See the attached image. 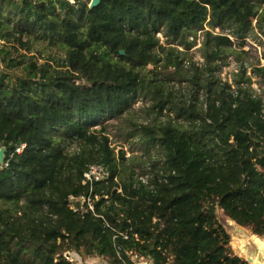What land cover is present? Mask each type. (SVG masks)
<instances>
[{"label":"trees","instance_id":"obj_1","mask_svg":"<svg viewBox=\"0 0 264 264\" xmlns=\"http://www.w3.org/2000/svg\"><path fill=\"white\" fill-rule=\"evenodd\" d=\"M90 1L0 0V264L82 263L67 250L108 264H136L134 254L153 264H249L217 209L264 236V92L255 93L245 67L233 85L222 80L217 61L234 41L213 31L245 39L256 19L264 34V0ZM197 31L202 66L186 67L185 53L158 36L189 49ZM42 47L51 52L39 63L29 53ZM162 61L190 83V101L166 89ZM254 71L264 78V66ZM142 94L155 117L137 134L158 152L148 181L135 178L106 124ZM90 164L110 172L94 187L96 213L128 239L70 207L89 193Z\"/></svg>","mask_w":264,"mask_h":264},{"label":"rangeland","instance_id":"obj_2","mask_svg":"<svg viewBox=\"0 0 264 264\" xmlns=\"http://www.w3.org/2000/svg\"><path fill=\"white\" fill-rule=\"evenodd\" d=\"M256 19L253 21V28L247 34L245 39H237L234 37V43L231 47L226 50L225 56L222 60H218L220 71L219 76L223 81H227L230 84H234L236 79V74L241 67L246 68V74L250 76L251 82L250 86L253 88L255 93L263 94L264 92V78L258 75L254 68L264 66V34L258 30L256 27ZM208 26V25H207ZM209 27H207L208 29ZM222 30V29H221ZM214 31H217L215 29ZM160 42L166 46L176 47L179 51L185 53V66L187 67L190 60H193L197 64L201 65L204 63L205 59L203 57V39L204 34L202 31H197L196 34L193 33L189 37L193 41L191 48L187 49L183 45L177 42H172L163 33H158ZM49 51L41 48V51H34L29 53L30 55H35L39 63L44 62L45 58L48 57ZM54 52V51H53ZM163 61L161 65L157 68V75L160 79L164 80L165 87L169 92H173L180 99L188 98L194 95V91L189 82L182 80L179 74H174L175 69L169 68L165 69L163 67ZM154 65H149L146 71L155 70ZM21 68H17V72H21ZM205 100L204 92L199 93V106ZM153 99L150 95L142 94L133 103L129 111L121 118L108 120L106 124L108 125V134L110 136L111 145L115 148L118 153L123 149L126 153V157L129 158L131 167L135 170V178L142 181H148L151 177L149 173V165L154 158L158 156L156 147L152 145L140 142L139 134L137 131V124H143L149 122L155 117V115L148 116L146 114V108L153 104ZM165 114L168 112L165 110ZM175 116V113H170ZM161 119H164L161 116ZM131 134V135H130ZM217 216L220 223L225 227L228 233L231 235L230 245L233 251L248 261V257L257 255L262 257V253L259 250V245H257L256 237L264 240V236H260L254 233L251 226H242L237 222L230 219L221 208L217 209ZM251 233V234H250ZM248 240H247V239ZM253 238V239H252ZM245 242V244H244ZM241 244L243 246H241ZM244 249L247 252H244ZM82 258L81 264H108L106 260L97 255H87L83 252L78 253ZM79 261H81L79 259ZM249 264H251L248 261ZM80 264V262H79Z\"/></svg>","mask_w":264,"mask_h":264},{"label":"built area","instance_id":"obj_3","mask_svg":"<svg viewBox=\"0 0 264 264\" xmlns=\"http://www.w3.org/2000/svg\"><path fill=\"white\" fill-rule=\"evenodd\" d=\"M217 31H213L214 33H222L227 36H229L233 41H234V36L231 32L230 29L226 28L224 30H221L220 28H216ZM24 146H21L20 148L17 149L18 152L22 150ZM110 172L107 166L104 164H90L86 171L84 172V180L83 183L88 185L89 187V193L87 196H82V197H71V203L70 207L74 211H80V210H90L93 212L95 215L103 218L104 223L107 227H109L114 235L113 239H117L122 237L123 239H128L130 237V233L128 230H119L116 227H114L103 215L97 214L95 211V201L99 198V196H93V191L96 183L106 181L109 178ZM137 236V235H136ZM118 253H120V247L116 246ZM76 252H73L71 250H67L65 252V256L68 260L74 261L77 259V257L80 258L82 261L81 256ZM98 256V255H97ZM105 260L103 256H101ZM132 259L135 260L136 264H153V262L149 259H146L144 256H139L138 254H134L132 256Z\"/></svg>","mask_w":264,"mask_h":264},{"label":"water","instance_id":"obj_4","mask_svg":"<svg viewBox=\"0 0 264 264\" xmlns=\"http://www.w3.org/2000/svg\"><path fill=\"white\" fill-rule=\"evenodd\" d=\"M101 1L102 0H91L89 6L91 8L95 7V6L99 5V3ZM121 53L124 54L125 52L123 50H121ZM6 150H7V148L5 146H0V164L4 163ZM254 256H257V255H254ZM254 256L248 257V261L250 263L254 261ZM260 258H261V256H260Z\"/></svg>","mask_w":264,"mask_h":264},{"label":"bare ground","instance_id":"obj_5","mask_svg":"<svg viewBox=\"0 0 264 264\" xmlns=\"http://www.w3.org/2000/svg\"><path fill=\"white\" fill-rule=\"evenodd\" d=\"M251 234V233H250ZM247 239V238H246ZM253 239V238H252ZM248 240V239H247ZM256 240H257V245H259V250H260V252L262 253V257L260 258V257H258V256H254V261L253 262H251V264H264V240H262V239H259V238H257L256 237ZM244 244H245V242H244ZM241 246H243L242 244H241ZM244 252H247V250L246 249H244Z\"/></svg>","mask_w":264,"mask_h":264}]
</instances>
